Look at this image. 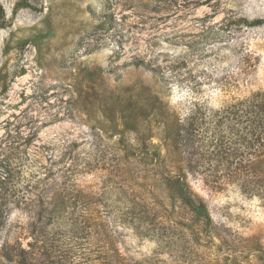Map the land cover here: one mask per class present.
<instances>
[{
    "label": "rangeland",
    "instance_id": "rangeland-1",
    "mask_svg": "<svg viewBox=\"0 0 264 264\" xmlns=\"http://www.w3.org/2000/svg\"><path fill=\"white\" fill-rule=\"evenodd\" d=\"M258 91L264 0H0V165L23 188L100 190L112 211L72 192L49 225L12 209L0 264H20L8 230L26 264H264V141L215 123Z\"/></svg>",
    "mask_w": 264,
    "mask_h": 264
},
{
    "label": "trees",
    "instance_id": "trees-1",
    "mask_svg": "<svg viewBox=\"0 0 264 264\" xmlns=\"http://www.w3.org/2000/svg\"><path fill=\"white\" fill-rule=\"evenodd\" d=\"M232 24L248 27L257 26L260 22L253 21L252 23H249L247 19L240 18ZM221 110L220 115L222 116H219L215 123L223 124L225 122L233 121V124L237 125L236 127L241 126L242 132L238 136L240 142L248 139V144L251 146L253 142L264 141V91L253 93L250 97L239 100L236 103H231L230 105L223 107ZM200 119L201 118L195 119L193 117L187 119L186 136H182L185 140H190L199 134L198 129L200 128V123L198 120ZM235 143L238 142L236 141ZM21 175V167L14 168L8 164L0 165V232L4 228H9V215L12 209L26 211L29 213L30 220L34 219L36 216L38 220L47 221V225H49V222L53 219V214L55 212L58 214L62 212L60 206L65 207V200L67 199L68 201L69 198H71V192L75 193L78 199L83 202L82 207L85 209L102 202L101 199L104 200L107 196L104 192L101 193L100 190L98 192H86L78 189L77 184H75L73 180L68 181L66 179L64 183L59 184L54 181H49L48 176H45L42 180L39 178L35 188L30 187L29 184H26L23 188L21 187ZM223 181L225 180L223 179ZM174 183L181 187L179 181H174ZM39 186L42 188V191L39 190L38 193H35L39 189ZM239 187L244 192V182L241 183ZM34 189H36L35 192L33 191ZM62 191H65V194L62 195ZM44 193L48 196H44ZM66 194L68 195L66 196ZM119 194L124 195V197L128 199L127 192L122 191L119 192ZM178 196L182 204L189 208L191 215L197 217V220L202 218L206 223L210 221L209 212L203 201L196 200L194 196L186 191V189L182 190L180 188ZM71 200L74 201V203L76 201L74 198ZM127 201L129 202V200ZM58 203H60V205ZM56 204H58V206L54 207L57 210H52L54 212H51V207ZM123 209L124 211L122 214L130 220V202L127 206H123ZM109 214H112L110 207L108 205H101L100 215H102V217H108ZM33 222L34 221H31V226L33 225ZM151 225L152 224H149L148 226ZM151 230L150 227H147L146 231L149 232ZM6 233L7 236L2 242L1 248L3 251L10 249L13 251V258H17L18 263L26 264V256L29 255L28 251L23 249L18 240H14V245L10 246L11 242L8 237L11 232L8 230ZM144 234L148 233L144 232ZM7 261H12L10 255L7 256Z\"/></svg>",
    "mask_w": 264,
    "mask_h": 264
}]
</instances>
